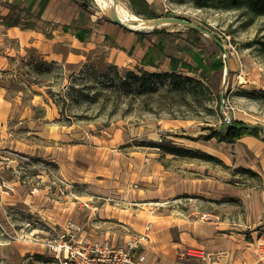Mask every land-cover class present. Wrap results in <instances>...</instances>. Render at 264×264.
<instances>
[{
  "label": "rangeland",
  "instance_id": "rangeland-1",
  "mask_svg": "<svg viewBox=\"0 0 264 264\" xmlns=\"http://www.w3.org/2000/svg\"><path fill=\"white\" fill-rule=\"evenodd\" d=\"M143 1L115 3L168 20L141 30L202 47V67L147 82L130 72L155 70L113 64L102 47L67 57L65 45L0 34V264H53L48 244L71 230L115 247L156 240L188 214L264 234V141L213 135L237 120L264 136V18ZM75 4L115 21L97 0Z\"/></svg>",
  "mask_w": 264,
  "mask_h": 264
},
{
  "label": "crops",
  "instance_id": "crops-1",
  "mask_svg": "<svg viewBox=\"0 0 264 264\" xmlns=\"http://www.w3.org/2000/svg\"><path fill=\"white\" fill-rule=\"evenodd\" d=\"M78 5L72 7V0H0V34L31 44L49 40L55 46L65 45L67 57H87L85 53L102 47L105 60L149 71L189 72L191 67H202V47L181 44L169 34L159 37L153 30L133 29L116 21L98 20L97 16L86 18ZM44 52L47 57L61 55L52 47ZM190 215L173 217L176 220H171L156 240H141L147 255L145 264H264V256L256 249L263 245L264 234L250 232L249 238L217 216L204 220ZM260 230L264 231V224ZM87 233L85 228L83 235L89 237ZM187 247L202 249L206 255L203 259L185 257Z\"/></svg>",
  "mask_w": 264,
  "mask_h": 264
},
{
  "label": "built area",
  "instance_id": "built-area-1",
  "mask_svg": "<svg viewBox=\"0 0 264 264\" xmlns=\"http://www.w3.org/2000/svg\"><path fill=\"white\" fill-rule=\"evenodd\" d=\"M72 233H62L48 244L53 264H145L147 255L135 251L142 238H132L126 246L115 247L108 240H76ZM184 255L203 259L206 254L202 249L187 247Z\"/></svg>",
  "mask_w": 264,
  "mask_h": 264
},
{
  "label": "trees",
  "instance_id": "trees-1",
  "mask_svg": "<svg viewBox=\"0 0 264 264\" xmlns=\"http://www.w3.org/2000/svg\"><path fill=\"white\" fill-rule=\"evenodd\" d=\"M143 1V0H139ZM145 1V0H144ZM143 1V2H144ZM197 7H214L218 9L236 10L240 9L243 15L249 17L246 22L251 23L254 17L261 16L264 18V0H193ZM255 43L262 45V50L264 51V41L255 40ZM156 71H151L149 73L143 72L141 75L134 74L130 72L131 78L133 79H147V82L151 80V77L157 75ZM232 124L239 125L240 127L233 126ZM244 123L237 120H232L231 122H225V128L214 132L213 135L217 136L220 140H230L234 141L243 135H253L261 138L264 141V136L260 135L254 128H247L243 126Z\"/></svg>",
  "mask_w": 264,
  "mask_h": 264
},
{
  "label": "bare ground",
  "instance_id": "bare-ground-1",
  "mask_svg": "<svg viewBox=\"0 0 264 264\" xmlns=\"http://www.w3.org/2000/svg\"><path fill=\"white\" fill-rule=\"evenodd\" d=\"M116 1V0H115ZM114 0H97L98 5L103 10L104 13L109 15L112 19L122 23L133 29H144V28H154L156 26L168 23V20L157 19V18H142L137 14L131 13L122 5H117ZM103 13V14H104ZM242 80V79H241ZM244 81V80H243Z\"/></svg>",
  "mask_w": 264,
  "mask_h": 264
},
{
  "label": "water",
  "instance_id": "water-1",
  "mask_svg": "<svg viewBox=\"0 0 264 264\" xmlns=\"http://www.w3.org/2000/svg\"><path fill=\"white\" fill-rule=\"evenodd\" d=\"M116 21V20H115ZM116 22H118V21H116ZM119 23V22H118ZM233 126H237V127H240L239 125H235V124H232ZM244 127H247V128H254V126L253 125H248V124H244L243 125Z\"/></svg>",
  "mask_w": 264,
  "mask_h": 264
}]
</instances>
